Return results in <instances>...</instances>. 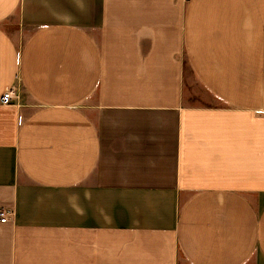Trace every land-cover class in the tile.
Instances as JSON below:
<instances>
[{"label": "crops", "instance_id": "crops-1", "mask_svg": "<svg viewBox=\"0 0 264 264\" xmlns=\"http://www.w3.org/2000/svg\"><path fill=\"white\" fill-rule=\"evenodd\" d=\"M0 264H264V0H0Z\"/></svg>", "mask_w": 264, "mask_h": 264}, {"label": "built area", "instance_id": "built-area-1", "mask_svg": "<svg viewBox=\"0 0 264 264\" xmlns=\"http://www.w3.org/2000/svg\"><path fill=\"white\" fill-rule=\"evenodd\" d=\"M16 87L7 89L6 92L0 98L1 105H9L13 99L17 98V93L15 91ZM12 215V211L5 208H0V221L6 223L8 217Z\"/></svg>", "mask_w": 264, "mask_h": 264}]
</instances>
